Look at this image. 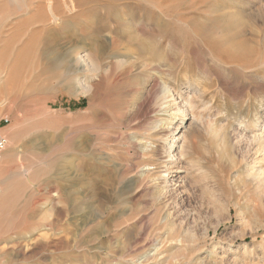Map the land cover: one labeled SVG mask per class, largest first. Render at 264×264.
<instances>
[{
  "label": "rangeland",
  "instance_id": "obj_1",
  "mask_svg": "<svg viewBox=\"0 0 264 264\" xmlns=\"http://www.w3.org/2000/svg\"><path fill=\"white\" fill-rule=\"evenodd\" d=\"M0 81V264H264V0H0Z\"/></svg>",
  "mask_w": 264,
  "mask_h": 264
},
{
  "label": "bare ground",
  "instance_id": "obj_2",
  "mask_svg": "<svg viewBox=\"0 0 264 264\" xmlns=\"http://www.w3.org/2000/svg\"><path fill=\"white\" fill-rule=\"evenodd\" d=\"M50 6V5H49ZM51 9V8H50ZM234 17V21H231L230 23H227L228 25L230 26H234L235 23L239 24V23H242V18L240 16V13L238 11L234 12V14L232 15ZM224 31V30H223ZM229 33V32H228ZM227 34V33H226ZM259 36L258 32L257 34H246L244 32H242V30H236L234 31L233 33H229L227 34V38L229 39V41H231L235 46L241 48V50L244 51V53H246L247 55L251 54V52L253 51V48H254V42H255V36ZM257 40V39H256ZM100 48H95L93 51L94 52H98ZM98 53H101V50H99ZM103 53V52H102ZM253 53V52H252ZM125 60V59H124ZM122 61V63L125 61ZM56 61V60H55ZM58 62V60H57ZM71 65L72 67L74 68V72L76 73H83V72H87V71H92L94 69V62L90 59V54L89 53H84V54H81V53H74L72 59H71ZM127 62V61H126ZM127 65H128V62H127ZM58 67H62L63 69V64H61L60 62H58L57 64ZM66 65H64L65 67ZM69 66V65H68ZM66 68V67H65ZM128 69V68H127ZM68 70V69H67ZM68 72V71H67ZM12 71L11 73H8L7 76L5 77L8 81L11 80V76H12ZM14 75V74H13ZM57 75V74H56ZM59 76V75H58ZM1 82V81H0ZM87 83V82H86ZM87 86L82 84L81 81L77 80L76 81V91H79V92H82L84 91V89L86 88ZM75 92V91H74ZM165 96V95H164ZM176 109V108H175ZM1 132V130H0ZM2 133V132H1ZM258 140V139H257ZM167 145V144H166ZM166 153H167V156L169 157V159L172 161L173 160V154H172V144H170V146L168 147V149H166ZM168 159V160H169ZM78 165V164H77ZM78 168V167H77ZM168 169L163 172V179H164V182H166V179H167V174H168ZM81 176V175H80ZM255 178H258L256 175L254 176ZM162 179V180H163ZM82 183V182H81ZM167 183V182H166ZM165 183V184H166ZM166 186V185H165ZM78 187V185H77ZM164 188V187H163ZM167 191V190H165ZM161 196V195H160ZM159 196V197H160ZM111 201V199H110ZM127 209V208H126ZM166 219V217H165ZM185 233V231H184ZM183 234V233H181ZM186 235V234H185ZM183 236V235H182ZM187 237V236H186ZM187 238H185L186 240Z\"/></svg>",
  "mask_w": 264,
  "mask_h": 264
},
{
  "label": "built area",
  "instance_id": "obj_3",
  "mask_svg": "<svg viewBox=\"0 0 264 264\" xmlns=\"http://www.w3.org/2000/svg\"><path fill=\"white\" fill-rule=\"evenodd\" d=\"M8 122H9V119L6 116L0 117V130L2 129V127L7 125ZM5 144H6V140L3 136V134L0 132V159H1L2 153H3L4 148H5Z\"/></svg>",
  "mask_w": 264,
  "mask_h": 264
},
{
  "label": "crops",
  "instance_id": "obj_4",
  "mask_svg": "<svg viewBox=\"0 0 264 264\" xmlns=\"http://www.w3.org/2000/svg\"><path fill=\"white\" fill-rule=\"evenodd\" d=\"M30 167L28 166V168L27 169H29ZM27 181H28V183H30L31 184V180H30V177L29 176H27Z\"/></svg>",
  "mask_w": 264,
  "mask_h": 264
}]
</instances>
